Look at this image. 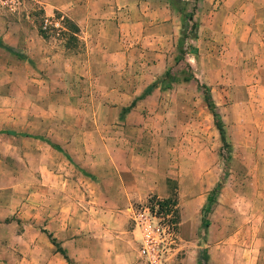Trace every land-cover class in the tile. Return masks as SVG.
I'll return each mask as SVG.
<instances>
[{
  "label": "rangeland",
  "instance_id": "rangeland-1",
  "mask_svg": "<svg viewBox=\"0 0 264 264\" xmlns=\"http://www.w3.org/2000/svg\"><path fill=\"white\" fill-rule=\"evenodd\" d=\"M221 2L207 0L198 12L195 6L197 15L191 21L187 15L193 3L184 2L181 36L163 70L155 72L148 85L151 79L144 71L154 62L140 53L122 71L125 84L114 87L126 90L129 97L143 89L137 90L140 94L131 105L158 90L129 118L124 138L117 135L142 159L140 175L147 181L157 177L164 186L163 195L149 193L131 207H146L159 227L158 264H207L208 257L214 261L210 264H264V11L240 16L234 4L230 23L220 16L212 26L208 13ZM31 30L63 49L58 59L74 60V70L61 73L60 84L51 81L44 57L33 52ZM77 31L62 16H43L34 0L0 2L1 187L30 185L32 137L51 144L57 157L69 158L57 144L63 133L48 131L81 123V112L68 114L65 109L88 111L89 99L98 93L79 69L86 58ZM201 85L208 88L219 114L224 144L203 102ZM118 125L114 119V127ZM78 137H73L74 143ZM216 184L205 214L208 226L202 228L201 209ZM8 191L15 197L25 192Z\"/></svg>",
  "mask_w": 264,
  "mask_h": 264
},
{
  "label": "crops",
  "instance_id": "crops-1",
  "mask_svg": "<svg viewBox=\"0 0 264 264\" xmlns=\"http://www.w3.org/2000/svg\"><path fill=\"white\" fill-rule=\"evenodd\" d=\"M34 2L41 7L43 16L59 15L76 26L86 58L79 69L83 70L82 76L94 82L98 93L89 99L88 111H77L76 106L65 109L68 114L81 112V123L48 131L63 133L57 144L69 158L57 157L51 144L32 137L35 150L28 159L30 185L0 186V190H6L0 193V264H145L138 256L129 212L134 203L149 193L163 195L164 186L157 177L147 181L140 175L142 159L133 156L132 145L121 138L126 135L129 118L136 116L158 90L153 89L131 105L140 94L137 90L143 89L138 88L129 97L126 90L114 87L125 84L122 71L140 53L153 59L154 63L144 71L151 79L148 85L151 84L181 36L182 15L172 0ZM205 3L197 0L195 11ZM234 4L238 5L240 16L264 11V0H222L217 9L208 13L212 26L220 16L230 23ZM30 34L33 52L44 57L51 81L60 84L61 73L74 70V60L58 59L62 48L45 42L33 30ZM129 104L131 108L121 113ZM118 116H123V120L119 121ZM114 119L119 123L116 127ZM71 120L69 115L66 122ZM77 135L79 140L74 143L73 137ZM13 188L25 192L15 197L8 191ZM207 262L214 261L208 257Z\"/></svg>",
  "mask_w": 264,
  "mask_h": 264
},
{
  "label": "built area",
  "instance_id": "built-area-1",
  "mask_svg": "<svg viewBox=\"0 0 264 264\" xmlns=\"http://www.w3.org/2000/svg\"><path fill=\"white\" fill-rule=\"evenodd\" d=\"M18 2V0H0V2ZM47 23L43 20V26ZM130 220L136 231L138 253L146 264H158L160 261L161 233L149 210L144 206L130 209Z\"/></svg>",
  "mask_w": 264,
  "mask_h": 264
},
{
  "label": "trees",
  "instance_id": "trees-1",
  "mask_svg": "<svg viewBox=\"0 0 264 264\" xmlns=\"http://www.w3.org/2000/svg\"><path fill=\"white\" fill-rule=\"evenodd\" d=\"M197 0H192V9L190 11V13L187 15V19L189 21L192 20V15H193V11L195 10V3H196ZM184 0H172V4L175 6L176 10H178L181 15H182V21H183V13H182V7L184 5ZM180 6L181 7V10L177 7ZM192 28L195 27V24L192 23ZM201 88H202V95H203V102L207 108V110L210 112L211 116H212V119H213V124L218 132V135H219V139L221 141V143L224 144V135H223V128H222V123L220 121V117H219V114L217 113L216 111V107L214 105V103L212 102V99L210 97V94H209V90L208 88L205 86V85H201ZM219 184H216V186L211 190L210 192V195L208 196V199H207V202L206 204L202 207L201 209V212H202V220H201V227L202 228H206L208 226V222L207 220L205 219V214H207L209 211H210V208H211V205L213 203V198H214V193L216 191V189L218 188ZM51 243L56 247V250L57 252L62 255V257L64 258V260L66 262H69L67 257L65 256L64 252L62 250H60L56 244L54 243L53 240H51ZM203 259L206 261L207 260V257H206V253L203 252Z\"/></svg>",
  "mask_w": 264,
  "mask_h": 264
}]
</instances>
